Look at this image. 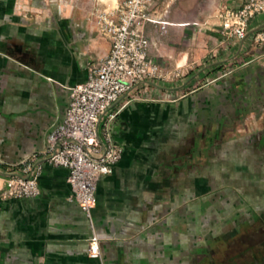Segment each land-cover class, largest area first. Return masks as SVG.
Listing matches in <instances>:
<instances>
[{"label":"crops","instance_id":"0c3cea01","mask_svg":"<svg viewBox=\"0 0 264 264\" xmlns=\"http://www.w3.org/2000/svg\"><path fill=\"white\" fill-rule=\"evenodd\" d=\"M101 7L0 0V187L27 159L40 189L0 199V264H264V42L225 47L214 18L199 23L214 31L210 47L201 39L178 55L188 23L169 7L167 47L151 33L150 54L179 74L144 79L112 103L122 156L99 177L89 215L68 200L67 169L45 160L46 136L68 88L109 51L94 22ZM93 235L98 257L88 254Z\"/></svg>","mask_w":264,"mask_h":264},{"label":"built area","instance_id":"2783aa9c","mask_svg":"<svg viewBox=\"0 0 264 264\" xmlns=\"http://www.w3.org/2000/svg\"><path fill=\"white\" fill-rule=\"evenodd\" d=\"M173 1L120 0L111 5L110 0H101L103 7L93 14L98 32L109 39V51L89 64L85 81L68 88L67 110L48 131L44 154L48 163L67 169L68 200L76 202L87 215L96 203L99 177L112 172L123 152L112 132L117 113L108 112L109 108L138 82L166 79L165 70L150 56L151 33H163L170 24L167 13ZM259 14H264V0H244L239 6H217L209 17L215 19L212 25L227 47L244 40L251 21ZM252 40L263 43L264 28L254 31ZM19 170L3 176L0 199L33 198L40 194L29 160H21ZM88 254L99 256L95 235L88 241Z\"/></svg>","mask_w":264,"mask_h":264},{"label":"rangeland","instance_id":"374dc122","mask_svg":"<svg viewBox=\"0 0 264 264\" xmlns=\"http://www.w3.org/2000/svg\"><path fill=\"white\" fill-rule=\"evenodd\" d=\"M220 1L219 0H174L173 2H171L169 7L172 8L175 12L174 19L185 21L188 23L185 26L184 33L181 34L180 37L176 39L174 43L176 53L179 52L178 55H181L182 51L187 50L188 43L193 44V47L196 49V43L201 39L206 41L205 42L207 44L206 47L208 48L210 47L212 41L207 36L209 35V33H214V31H210V29L208 28H206L205 30L201 29V26H203V24L201 25L199 23L205 22L206 24L204 23V25L209 26L208 22H210V20L212 19L209 17V15L212 14V12L215 10L217 6H220L219 3ZM253 33L254 32H252L248 36L246 35V37L243 40L244 41L243 46L246 45V43L252 38ZM199 34H201V37H198ZM153 35L155 36L157 42L160 41V46H162L161 50L162 49L164 50V48L167 47V41L165 35L160 32H155L153 33ZM209 52L210 51H207L206 54L209 55ZM189 54H190L189 55L190 58L192 57V55H194L192 49H190ZM150 56L160 67H162L165 70L166 79L163 80L172 81L177 77L176 72H179L180 70L179 71L175 70L173 65L166 64L165 60L161 57V55L150 54ZM211 56L210 57L208 56L207 59H213V57ZM242 61L243 59H239V62ZM236 64L238 63L232 62L231 66H234ZM101 127L102 124L99 125V129H101Z\"/></svg>","mask_w":264,"mask_h":264},{"label":"water","instance_id":"95a60500","mask_svg":"<svg viewBox=\"0 0 264 264\" xmlns=\"http://www.w3.org/2000/svg\"><path fill=\"white\" fill-rule=\"evenodd\" d=\"M263 16H264V14H259L256 17H263ZM263 26H264V24H260V25L254 26L253 28H251L249 30V33H252L254 31L258 30V29L262 28Z\"/></svg>","mask_w":264,"mask_h":264},{"label":"trees","instance_id":"16d2710c","mask_svg":"<svg viewBox=\"0 0 264 264\" xmlns=\"http://www.w3.org/2000/svg\"><path fill=\"white\" fill-rule=\"evenodd\" d=\"M213 70V69H212Z\"/></svg>","mask_w":264,"mask_h":264}]
</instances>
